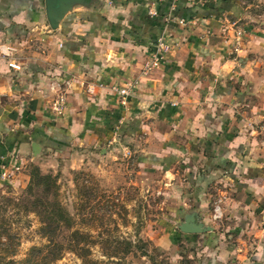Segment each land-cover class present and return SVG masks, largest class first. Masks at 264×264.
Returning <instances> with one entry per match:
<instances>
[{"label": "crops", "instance_id": "obj_1", "mask_svg": "<svg viewBox=\"0 0 264 264\" xmlns=\"http://www.w3.org/2000/svg\"><path fill=\"white\" fill-rule=\"evenodd\" d=\"M160 38L165 61L143 75ZM116 139L180 164L197 205L185 216L221 218L179 230L191 260L264 264V0H94L58 30L44 0H0V165L61 157L77 169Z\"/></svg>", "mask_w": 264, "mask_h": 264}, {"label": "rangeland", "instance_id": "obj_2", "mask_svg": "<svg viewBox=\"0 0 264 264\" xmlns=\"http://www.w3.org/2000/svg\"><path fill=\"white\" fill-rule=\"evenodd\" d=\"M139 143H104L77 169L61 157L44 163L40 155L20 164L17 174L28 179L0 187V264H197L178 229L196 212L195 190L180 164H157ZM106 149L113 154L106 156ZM33 171L50 176V185L31 183ZM58 209L70 222L58 223L51 254L42 227Z\"/></svg>", "mask_w": 264, "mask_h": 264}, {"label": "built area", "instance_id": "obj_3", "mask_svg": "<svg viewBox=\"0 0 264 264\" xmlns=\"http://www.w3.org/2000/svg\"><path fill=\"white\" fill-rule=\"evenodd\" d=\"M149 15L154 16L156 15V12L149 11ZM180 22L184 23V21H180ZM241 36H242V32L239 31L237 33V37H241ZM169 50L170 47L165 42V40L162 38L158 39L150 59L145 63L143 67V75L147 74L148 72H150L155 68H158L165 61V56L168 54ZM114 90L120 97H122V101L130 94L129 88L114 89ZM50 108L53 114L58 116L63 115V113L67 108L65 95L58 94L55 97V99L52 101ZM20 168H21L20 164L16 163V161L14 160L9 161L8 163H3L0 165V178L3 181L10 180L11 177L15 176L18 172H20Z\"/></svg>", "mask_w": 264, "mask_h": 264}, {"label": "water", "instance_id": "obj_4", "mask_svg": "<svg viewBox=\"0 0 264 264\" xmlns=\"http://www.w3.org/2000/svg\"><path fill=\"white\" fill-rule=\"evenodd\" d=\"M94 0H44L46 17L52 30H58L63 20L72 12L74 7L89 8ZM35 157L38 153L33 150ZM184 234H202L211 231L203 223H196L193 216H184V221L178 226Z\"/></svg>", "mask_w": 264, "mask_h": 264}, {"label": "trees", "instance_id": "obj_5", "mask_svg": "<svg viewBox=\"0 0 264 264\" xmlns=\"http://www.w3.org/2000/svg\"><path fill=\"white\" fill-rule=\"evenodd\" d=\"M33 179H37L38 185L43 184L46 187H48L50 185V180L51 177L50 176H42L39 174V172L33 171L32 175H31V183ZM60 216L57 218V216ZM63 217V213L61 212V210L58 209L57 211V215L55 216V219H53L52 217H44V224L45 226L42 227V234L43 236L49 238V247L51 248V254L52 252H54L55 250V246L56 243L54 242V236H55V232H56V227L59 226V222L61 221H65L67 223H69V218ZM73 235H77L76 232L73 233Z\"/></svg>", "mask_w": 264, "mask_h": 264}]
</instances>
